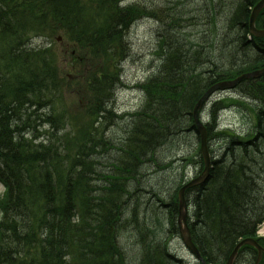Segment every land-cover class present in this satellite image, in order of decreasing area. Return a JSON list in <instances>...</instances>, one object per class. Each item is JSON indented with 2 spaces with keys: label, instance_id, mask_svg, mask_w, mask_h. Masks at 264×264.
<instances>
[{
  "label": "trees",
  "instance_id": "trees-1",
  "mask_svg": "<svg viewBox=\"0 0 264 264\" xmlns=\"http://www.w3.org/2000/svg\"><path fill=\"white\" fill-rule=\"evenodd\" d=\"M213 1L212 19L214 17L217 20L221 14L218 12L219 10H222L223 15L227 10L230 12L234 8L236 9L228 21L229 26L235 16L237 17L243 10L245 11L241 0H220L219 5V0ZM216 1L217 4H215ZM242 1H245L248 10L253 8L257 2V0ZM19 3L25 7V10L23 9L21 12L17 10ZM0 4V181L7 189L5 199L0 202V215L2 216L0 219V264H50L52 254H58L61 251L69 255L70 264H81L80 245L73 242L66 232L62 233L61 229L57 233L53 231L51 227L54 219L53 210L49 200L55 198V207L61 211H67L69 206L75 203V213L81 217L80 221L78 220L79 227L76 231L88 230L90 234H93L91 237L97 250H104V243L99 239L102 224L94 226L87 220L85 201L79 198L82 196L83 189L86 190V182L83 177L88 170V160L101 148L106 147L103 141L104 137H101L102 127L114 121L117 124L123 122L121 118L115 117L113 110L108 109L107 104L111 100L108 97L110 81L119 76L120 65L128 56L129 50L124 41L125 35L138 22L154 17V15L150 11L147 12L137 7L139 4L123 7L120 0L117 2L109 0H2ZM165 13L167 28L179 31L181 35L180 37L174 36L176 40L173 43L168 42L163 38V35L159 36L156 55L162 64L156 75L142 87L146 99L143 101L141 110L128 114L124 119L125 121L131 120V122L150 120L152 124L151 126L147 124L145 131H147L146 127L154 126L161 136L156 143L163 147L170 142L172 137L180 135L187 128L186 126L195 132V136L199 140L194 121L188 122L187 125L186 119L190 110H192L190 116L192 115L200 97L208 87L222 81L234 80L242 73L264 68V39H251L248 42L249 49L245 43V36L249 35V25L242 40L235 43L234 49H229L230 61L228 64L233 69L223 71L219 68L224 64L223 57L225 56L220 49L224 48L221 43L225 41L223 37H226L223 32H215L217 34L213 39L207 41L208 50L201 51L197 47L200 44L198 38L183 31L185 30L184 22H181L183 13L179 12V3H175ZM209 14L206 17L208 20ZM249 14L250 12H247L245 15L247 23ZM217 24L218 22L216 26ZM258 26L264 29V13L259 18ZM60 29L64 30L68 41L74 43L76 50L85 49L87 51L89 49L93 54H99V58L104 62V67L96 74L90 73L86 79H75L74 92H81L85 89V95L90 102L91 112L88 116L91 121L87 123L83 132L72 140L73 149H76L73 156L69 157V153L73 149H66L63 153L57 150L58 157L53 164H59L58 168L64 171L65 167H68L69 171L67 176H65V172H67L65 171L60 173L57 179H54L49 173L46 162H36L33 152L38 151L33 147L34 142L29 139L30 136L25 137L18 144L11 143V139L15 134L20 114L27 108L25 102L26 104L31 103L32 98L37 99L38 96L45 94L56 95L62 88H68L63 82L61 75L63 71L57 61L58 52L53 46L34 48L32 45V39L46 37L49 32L55 34ZM246 51L248 54L244 55ZM254 52L259 54L260 58L250 61ZM216 53L220 56H215ZM173 56L177 58L174 62L171 60ZM213 58L221 59V63H215ZM234 59L239 62L233 63ZM202 71L207 77L201 73ZM208 77H210L209 82ZM201 83L205 85L204 89ZM237 93L240 98L237 102L248 101L253 104L260 102L264 107V77L256 84L247 81L239 87ZM61 98L62 94L56 96L57 101ZM230 101L227 99L222 102H214L208 110V114L212 118L211 123L207 125L209 142L211 144L215 141L222 142L220 149L222 156L225 154V148L227 149L229 146L238 145L240 147L239 154H241L249 144V142L241 143L243 138L240 136H234L227 131L217 132L215 130L217 120L220 118V111L224 110L227 106L226 103H230ZM178 109L182 111H177L174 114L173 110ZM256 118L257 125L251 134H254V138L258 139L264 134V109L256 112ZM102 120L104 121L102 122ZM176 122H180V126H177ZM137 134L138 128H134L132 125V128L127 131L126 139L124 138L125 142H122L124 147L118 150L122 155L133 157V163L130 164V161L122 160L114 162V165L129 166V170L136 174L140 171L134 168H142L148 158V153L153 154L155 150V148L148 149L138 145L139 151L132 153L133 136ZM251 134L247 135L248 139L251 138ZM131 136L132 138H130ZM70 139V135H65L56 141L54 138L47 141L55 147L56 142H67ZM38 147L36 148L40 151L46 148L44 144H40ZM111 148L113 146L108 149ZM155 155L154 153L151 156ZM198 158L191 164H188L186 160L182 161L180 168L183 169V173L193 165L202 169L204 163L199 154ZM44 164H47V167ZM154 164H157V161ZM172 167V165H168L164 168ZM219 169L233 172L232 169L227 168L224 160H222V165L215 160L210 179ZM48 173L53 179L48 177ZM262 174L264 171L254 182ZM182 175L185 178L184 174ZM54 184L59 186L58 193L51 190V186ZM60 185L69 186L74 191L77 190V196L72 199L70 194L61 189ZM209 188L207 184L198 188L208 195V199L205 201L198 198L196 201L194 200L197 202L198 208L190 204L192 191L187 193L189 206L193 211V216L189 220L190 229L193 241L199 247L200 252L204 253L200 246V227L194 218L199 215L203 217L205 210L209 212L211 200H213L212 204L220 209L225 204H231L232 216L220 213V215H215L216 221H212L217 229H225L229 238L234 240L235 246L248 238H254L264 245V239L257 237V231L264 222V200H261L257 192H248V189H238L239 191L220 189L218 192H212L213 189L208 191ZM175 198L174 196L171 199L175 208L169 211L168 220L172 232L177 234L178 204L177 200L175 203ZM240 204L248 207L241 210ZM58 240L62 242V245L56 243ZM152 252L153 254L157 253L155 250ZM243 253H248L252 258L250 264L255 262L256 252L253 249L247 247L242 250ZM218 264H224V262H218Z\"/></svg>",
  "mask_w": 264,
  "mask_h": 264
},
{
  "label": "bare ground",
  "instance_id": "bare-ground-1",
  "mask_svg": "<svg viewBox=\"0 0 264 264\" xmlns=\"http://www.w3.org/2000/svg\"><path fill=\"white\" fill-rule=\"evenodd\" d=\"M112 2H117L118 0H109ZM130 0H120L121 6L127 7L131 5H135L137 3H130L129 5H125L129 3ZM0 3H2V0H0ZM175 4V1H169L166 6H159L156 2L154 4H151L149 2L144 3L141 2L137 7L144 9L145 11H150L152 8H157V13H164L167 10L171 9ZM1 5V4H0ZM241 5L244 7L245 11L243 10L241 12V15L235 16V19L231 22L230 26L228 25V34L226 35L224 46L228 49H234L235 43L237 41L242 40V37L244 36V33L248 31V23L247 19H245V15H247V12H250L248 10L247 6H245V1L241 0ZM248 5V4H247ZM25 10V7L19 3L17 10L21 12L22 10ZM246 12V14H245ZM166 17V13H165ZM158 21H161L162 24L165 26L167 24L166 20L164 18H158ZM131 32V30H130ZM128 31L125 35L124 41L129 47V39L128 36L130 34ZM249 35L245 36V43L249 47L248 42L253 38L250 31L248 32ZM247 33V34H248ZM163 35V38L168 40V42L173 43L174 36L180 37V32L166 28L164 31L159 35ZM38 38L32 39V42L37 40ZM39 39H46V37H40ZM160 37H158L159 41ZM201 44V45H200ZM197 47L201 51L208 50V43L205 41L204 43H200ZM248 51L244 55H247ZM252 57H250V61L254 60L255 58H260V55L256 52L252 53ZM176 56H173L171 60L174 62L176 59ZM159 64H162L160 62V59L158 58ZM213 61L217 63V60L213 58ZM248 61V60H246ZM233 63H238L239 60L234 59L232 61ZM242 64V63H240ZM231 65L227 62H224L220 70H226L230 71L233 68L230 67ZM160 68V67H159ZM159 70V69H158ZM262 69H257L251 72L242 73L239 75V77H243L248 74V76L251 73L262 71ZM203 75H205V72L202 71ZM156 75V74H155ZM153 75V76H155ZM152 76V77H153ZM207 77V75H205ZM152 77H150L148 80H150ZM239 77H237L234 80H237ZM122 65H120V71L119 76L112 79L110 81L109 86V92L108 97L111 99L110 102H108L107 106L110 110H116V107L118 105L117 102V94L120 90V87L123 86V80H122ZM146 80L143 84L140 86L137 85L135 90L138 92V95H140V98L145 101L146 94L143 91V85L147 83ZM210 81V77H208V82ZM231 81H222L219 83H216L210 87H208L205 90V93L200 97L199 101L203 100L205 98V95L208 94L210 90L214 89V86L223 83V82H231ZM251 81L252 83H257L258 79L251 78L248 80H243L240 83H238L233 89H231L235 94L238 95L237 90H239V87L246 82ZM202 88L204 89L205 85L201 83ZM222 91H212V96H215L216 98H220V93ZM142 96V97H141ZM31 103L25 102V106H27L26 109L22 111L20 114V120L17 122L16 129L14 131V135L12 136L11 143L18 144L21 141L25 139L27 136H34L37 137V144H44L46 148L42 151L37 149L38 145L34 142L33 147L38 152H33V156L36 159L37 163H43L46 162L48 164L49 173L52 174L54 179H57L59 177L60 173H64L65 176H67L69 168L65 167L64 170H60L58 167L59 164L55 163L53 164L56 158L58 157V151L60 153H63L66 149L65 146L69 142H56L55 147L47 141V138L49 135L51 136L52 133L57 134L59 133L58 129L56 128V125H62L64 123L63 116L59 113V107H58V101L56 100V95L54 94H45L44 96H38L37 99L32 98ZM198 101V102H199ZM218 102V100L216 101ZM256 105V108L259 111H263L264 107L260 102H254ZM24 106V107H25ZM196 107V106H195ZM195 110V109H194ZM257 110V111H258ZM179 110H173V113ZM192 112V110H190ZM113 112V111H112ZM191 112H189V116L186 119L187 125L188 122L194 121V126L196 127L195 123V117H194V111L192 115L190 116ZM114 114V112H113ZM127 113L125 114H116L115 117L117 119L124 120L127 117ZM52 119H50V118ZM219 117H221V111L219 113ZM50 120V121H49ZM198 121H201L204 126L207 127L208 124L211 123L212 118L209 116V114L205 115L204 113L200 114ZM217 126L215 130L217 132L220 131H227L228 133L233 134L234 136H240L242 139L241 143H248L249 144L242 150L243 153L239 154L240 147L238 145H233L232 147L229 146L227 149L225 148V154L224 156L219 155L216 159V161H219V163L222 165V160L225 161V165L227 168L232 169L233 172H228L224 169L217 170V173L213 175V177L207 180L205 185L207 184L210 188L208 191L212 192H218V190L222 189H242L246 190L248 189V192H257V195L261 198V200H264V174L254 182V180L264 171V134L259 136L258 139L254 138V134H251V138L248 139L245 131H238L234 130L232 128H224L221 129L220 127V119L217 120ZM48 124L49 127H47ZM113 122L109 123V127L107 128V132L109 128L112 126ZM152 124L150 120L139 122L138 120L132 121L130 124H127V127L130 129L132 128V125L134 128H138V134L136 136H133L134 138V146L131 148L132 153H136L139 151V146L147 147L148 149L155 148L154 153L155 156L152 153H148V158L145 162V165H151L154 164L158 158L157 153L162 150L164 147L156 141L160 139V134H158L155 127H146V125ZM117 125V124H116ZM177 126H180V122H176ZM26 126V127H25ZM55 126V127H54ZM187 128L182 131V133L176 137H172L170 139V142L166 145V147H169V144L171 145V142L173 143L171 147L173 148V145H183L184 142L195 136V132L190 129V127L186 126ZM197 129V127H196ZM106 130V129H105ZM105 130L102 131L101 137H104L103 141L106 145L101 150H99L94 156H92L88 162H87V172L85 173L83 180L86 182V190L83 189L82 196H79V198L84 199L85 201V209L87 211L86 218L87 220L92 223L94 226H100V241L104 243V250L99 251L97 250L94 241L92 240L93 234H90L88 230H81L76 231V229L79 227L78 220L80 221L81 217L76 212V204H72L69 206L67 211H61L58 210L55 207V198H52V200H49L52 210H53V220L51 223V227L54 232H60V229L62 230V233L67 234V236L75 243L79 244L81 247L80 252V259L81 264H188L181 256L178 254L171 253V246L170 241L168 240V236L166 239H160V235L162 234V229H157L154 227L153 222L155 219L153 215H148V212L150 210L148 208H154L155 210V203L158 201L162 205L163 210H167V213L169 211L173 210L175 208V204L171 199L175 196L177 200V204H180V192L182 188L178 187L174 193L173 196L170 198L169 201H165L162 197H159L160 194L157 192H149L146 193L144 187V184L142 185V174L134 173L133 171L129 170V166L124 167L123 164L121 165H108L106 164V161L103 160L102 157H104L105 153H107L108 148L113 146V143L115 144V141L108 140L107 137H105L106 133ZM264 131V130H263ZM54 136V135H52ZM109 136V134H108ZM55 137V136H54ZM132 138V136L130 137ZM254 138V139H253ZM72 143V142H71ZM254 143V144H253ZM116 147L122 149L124 147V144L122 142H119ZM39 148V147H38ZM182 147V151H183ZM58 150V151H57ZM150 151V150H148ZM181 156L178 161L175 159H171L169 165L175 166L178 164L179 166L182 164V161L186 160L188 164H191L193 161L198 160V155L195 154L194 158L189 160L187 157V153L181 152ZM212 154V153H211ZM191 157V156H189ZM213 157V156H212ZM105 158V157H104ZM167 158V157H166ZM216 158V157H215ZM116 160H122V161H130V164L133 163V157H127L126 155H120L118 157H114ZM168 158L167 160H169ZM47 164H44L45 167H47ZM53 164V166H52ZM158 164V161H157ZM155 165V168H158V165ZM164 164V163H162ZM114 165V166H113ZM52 166V168H51ZM163 166V165H161ZM168 166V165H167ZM191 167V166H190ZM189 167V168H190ZM134 168V167H133ZM188 168V169H189ZM51 169V170H50ZM131 169V168H130ZM134 169H138V171H141L142 168L136 167ZM188 169L186 170L184 174V177L190 181L193 182L197 178H199L202 173L204 172L205 165L203 168H197L198 174L195 177H188ZM212 171V170H211ZM48 173V177L50 179H53ZM225 174H230L226 176ZM146 175H144L145 177ZM211 176V173H210ZM135 184H133V183ZM152 180L149 179L148 185L149 187H152ZM204 186V185H203ZM61 189L64 190L66 193L70 194V196L75 198L77 196V190H73L69 186L60 185ZM244 187V188H243ZM166 188V191H169L171 187L166 186L163 187ZM199 188V187H198ZM198 188H191L187 190L192 191L191 192V198H190V204L197 207L196 199L205 201L208 199V195L204 193L201 190H198ZM51 190L55 193H58L59 186L58 184H54L51 186ZM239 191V190H238ZM17 192V191H16ZM21 196L19 192H17ZM151 194L152 197L149 195ZM186 204L189 205V200L186 196ZM167 200V199H166ZM171 201V202H170ZM170 202V203H169ZM246 202V201H244ZM213 203V200L210 201L209 204V212L207 210H204L203 217L201 215L197 216V218H194V220L197 221L200 232V246L204 253L203 257L209 264H218L223 263L226 264V261L230 259L234 252V248H236L234 240L232 241L229 236L227 235L224 228H216L214 226L215 215H233V208L228 204H225L223 208L215 207ZM243 203V202H242ZM239 207L241 210L248 207L247 205L240 204ZM161 209H159L160 211ZM195 212V211H194ZM191 217L193 216V211L190 213ZM236 216V215H234ZM233 218V217H231ZM159 219V217H158ZM198 219V220H197ZM127 230H130L132 234L135 235L133 245L136 246L139 255L141 256L138 260H132L128 257V254L126 252V249L123 245V235ZM97 230V228H96ZM173 230L168 228L169 234L179 235L178 233L175 234V232H172ZM193 240V237H192ZM194 242V241H193ZM57 244L62 245L61 241H56ZM195 244V243H194ZM196 245V244H195ZM197 246V245H196ZM235 246V247H234ZM198 247V246H197ZM199 249V247H198ZM152 250L157 251L156 254H153ZM200 250V249H199ZM142 254V255H141ZM138 256V253L135 255ZM69 255H67L64 251H61L58 254H52V261L50 264H70V259L68 258ZM210 259H209V258ZM250 256L247 254L238 255L235 259V262L237 264H250ZM218 261V262H217Z\"/></svg>",
  "mask_w": 264,
  "mask_h": 264
},
{
  "label": "rangeland",
  "instance_id": "rangeland-1",
  "mask_svg": "<svg viewBox=\"0 0 264 264\" xmlns=\"http://www.w3.org/2000/svg\"><path fill=\"white\" fill-rule=\"evenodd\" d=\"M169 1H175V3H179V12L183 13L181 19V22H184L183 24L185 30L183 31L185 33L194 35L196 38H198V41L200 43L211 41L215 34H217L215 32L220 33V31H222L223 35L225 36L228 34V29H226V27H228V21L230 20L229 10L226 11L223 15L222 10H219L218 12L221 14H219L217 20H215L214 17L212 19L211 12L212 5H214V1L212 2V0H180V2L179 0H130L129 3L125 5H129L130 3L139 4L141 2H149L151 4H154L156 2L159 6H166ZM219 3L220 2L218 1V5ZM215 4H217V1ZM156 9V7L150 9V12H152L154 15L153 18L151 17L150 19H145L138 22L131 29V32L129 31L130 34L128 36V39L130 45L128 47V57L122 63V80L124 84L120 87V90L117 94L118 105L116 107V110H113L114 115H121L125 113L133 114L141 110L143 99L140 98V95H138L139 91L137 92L135 88L137 87V85L140 86L150 77L155 75L158 72L159 67L161 66V64H159L156 52L158 47V37L164 31L165 27L161 21H158V18L161 17L165 19V12L157 13ZM208 14L210 15L209 20L206 18ZM191 19L192 21H190ZM217 22L218 24L216 26ZM46 37H48L47 40H35L33 42V45L35 47L53 46V48L58 52L57 61L60 69L63 71V74L61 75L64 84L68 87L65 88V93L62 95L61 102L58 105L59 113L68 120L67 127L63 125L62 129H64L65 131L68 130L70 132L72 130V138L70 142L65 146V149H68L73 144L72 140L75 137H78V134L80 135L81 132H83V128H86L87 123L91 121L88 116L89 112H91V109L89 107L90 102L85 95V89L81 92H74L75 89L73 85H75V79H86L92 72L96 74L98 71H100V69H103L104 62L97 56H91L85 49H77L75 52L76 55L74 61L79 60L81 65L79 67L73 66L71 64V52L69 44L66 42L65 44L56 43L58 42L57 40L59 37H62L65 41L64 32H62L61 29L58 30L55 34L49 32ZM225 38L226 37H223V39ZM224 42L225 41H222L221 46H224ZM220 49L223 51V54H225V56L223 57V61L228 63L230 61V50L225 47H221ZM215 56H220V54L216 53ZM217 63H221V59H218ZM234 94L232 93L231 95ZM240 104L241 102H237V100L233 101V99H231L229 104H226L229 108L220 117V127L221 129L232 128L238 131H245V133L243 134L248 135L249 133H252V129L254 128L255 123V114L251 110L258 109L253 103L249 105L250 107H246L245 104L240 107L238 106ZM205 115H207L206 112ZM132 117H134V115H132ZM130 123L131 120H123V122H119L118 124L114 121L112 126L109 128L108 133L106 132L109 124H106L102 127L103 131L106 129L105 137H107L110 141H115V144L113 143V148L106 149L107 153H105L104 155L105 158L102 157L103 160L106 161V164L111 165L115 161H117V159L115 160L114 157H118L120 155V152L118 151L120 148L116 147V145L119 142H123L124 138L126 139L127 131L129 129L127 127V124ZM172 144L173 143L171 142V145ZM171 145L169 144V147L165 146L157 153L158 168H155L154 164L144 165L142 166V170L140 171L142 174L141 182L142 185L144 184V187H146V193L158 192L160 194L159 197L165 199L166 202L170 200V198L173 196L174 191L180 185H183L184 183L186 184V182L190 180L183 178V175L181 174V166H179L178 164L173 166L170 170L165 169L164 167L169 165L167 163H169L171 159H175L176 161H178L181 156V152L187 153L186 155L188 156L187 158L189 160L194 158L195 153L198 151V140L196 136H194L187 139L181 146L173 145L172 148ZM221 146L222 142L220 141H215V143L210 144L211 151H213L211 156H213L214 160H216L217 157L221 155ZM182 147L184 148L183 151ZM75 151L76 149H73V151L69 153V157L73 156ZM168 158L170 159L167 160ZM187 172L189 178L195 177L198 174V169L193 165L188 169ZM144 175L146 176L144 177ZM149 179H151L153 182L152 187H149L148 185ZM166 186L171 187V189L169 191H166V188H163ZM3 193L4 188L0 185V197H2ZM149 195L152 197L151 194ZM148 209L150 210V212H148V215H153L155 219L153 221L155 222L154 227L157 229H162L160 239H166V237L168 236V240L170 241L169 246H171L170 252L176 255L178 254L188 264H198L195 258L184 247L179 235L175 236L174 234L166 233L168 232L169 228L168 213L166 209H162L161 203H159L158 201L155 203V210L154 208ZM159 209L161 210L159 211ZM134 238L135 235L132 234L130 230L126 229L122 240L126 252L129 253L128 257L132 260H138L141 258V256L139 255L136 246L133 245ZM136 253H138L137 257L135 256Z\"/></svg>",
  "mask_w": 264,
  "mask_h": 264
},
{
  "label": "water",
  "instance_id": "water-1",
  "mask_svg": "<svg viewBox=\"0 0 264 264\" xmlns=\"http://www.w3.org/2000/svg\"><path fill=\"white\" fill-rule=\"evenodd\" d=\"M264 9V0L262 2H260L252 11L251 14V19H250V33L253 37L258 38V39H263L264 38V30H258L256 28V20L259 16V14L261 13V11ZM262 77H264V70L262 71H258V72H254L251 73L249 76L248 74L243 76V77H239L237 80L235 81H231V82H223L220 83L216 86H214L213 90H210L208 92V94L205 95V98L201 101L198 102L195 110H194V117H195V123H196V127L198 130V133L200 135L201 138V150H202V156H203V160H204V164H205V169L204 172L202 173V175L197 178L196 180H194L193 182H190L188 184H186L182 190H181V194H180V216H179V234L181 237V240L184 244V246L202 263V264H207V262L203 259L199 249L197 248V246L194 244L193 240H192V235L190 232V228L188 225V220H187V216H188V210H187V204H186V191L191 189V188H196L198 186L203 185L204 183L207 182V180L210 177V173H211V169H212V161H211V157L209 154V148H208V131L206 129V127L203 125V123L201 121H198V118L200 116V111L204 108V106L207 104V102L211 99L212 97V91H214L216 89V91H229L231 89H233L238 83H240L243 80H248L251 78H255V79H261ZM243 246H251L253 248H255L258 251V261L256 264H259L260 261L262 260L263 257V253L264 250L254 241L251 239L245 240L243 242H241L234 250L232 256L230 257L229 261L227 262V264H235V259L239 254L240 249Z\"/></svg>",
  "mask_w": 264,
  "mask_h": 264
}]
</instances>
